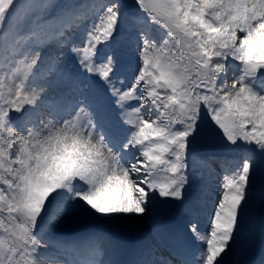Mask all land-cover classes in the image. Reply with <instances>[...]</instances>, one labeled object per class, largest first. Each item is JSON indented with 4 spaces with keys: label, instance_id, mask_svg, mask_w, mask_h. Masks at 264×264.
I'll list each match as a JSON object with an SVG mask.
<instances>
[{
    "label": "snow or ice",
    "instance_id": "obj_1",
    "mask_svg": "<svg viewBox=\"0 0 264 264\" xmlns=\"http://www.w3.org/2000/svg\"><path fill=\"white\" fill-rule=\"evenodd\" d=\"M257 202L264 0H0V264H229Z\"/></svg>",
    "mask_w": 264,
    "mask_h": 264
},
{
    "label": "rangeland",
    "instance_id": "obj_2",
    "mask_svg": "<svg viewBox=\"0 0 264 264\" xmlns=\"http://www.w3.org/2000/svg\"><path fill=\"white\" fill-rule=\"evenodd\" d=\"M229 154L232 155L233 160H239V158L242 154V150L241 149L231 150L229 152ZM234 166L235 165H232V167H234ZM217 176H219V174H217L216 176H214L212 179H210L207 182L208 183L207 184L208 185L207 186V192L204 195V199H206L207 206H209V207L214 202V197L217 194V186L220 183V177L218 178ZM203 185H205V181L204 180H198L197 186L189 188L186 192V196L189 199H198V198L200 199L201 197L199 194L201 193V191H203V188L201 187ZM189 192H192V194H189ZM159 212H160L159 208L154 209L155 214L158 215ZM203 214H205V213H203ZM183 219L186 220L185 217ZM203 220L207 221V216L204 215ZM262 221H264V218H262V216H261L259 204L257 202L253 205V208L251 210L250 217H249V220L247 222V226H246L244 233L241 235V237L237 241V243L235 245H233V248L234 247H237L239 249L241 248V250L243 251V248L245 246L257 245L259 242L261 243L262 238H264V234H262V232L264 231V227L260 225V223ZM101 226L102 225H98L92 221H84L80 225L81 229H83V230H88L91 228H96V227H101ZM113 230H124L128 233H131V231L134 232L135 229H134V226H132V225H129L127 223H122V224L114 225ZM234 252H235V250H234ZM236 252H237V250H236ZM244 259H245V257L242 259V261Z\"/></svg>",
    "mask_w": 264,
    "mask_h": 264
}]
</instances>
